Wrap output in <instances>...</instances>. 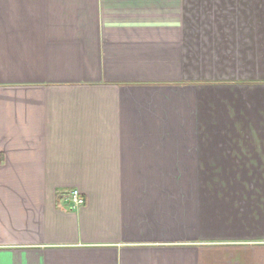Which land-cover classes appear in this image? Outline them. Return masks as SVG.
<instances>
[{"label":"crops","instance_id":"obj_1","mask_svg":"<svg viewBox=\"0 0 264 264\" xmlns=\"http://www.w3.org/2000/svg\"><path fill=\"white\" fill-rule=\"evenodd\" d=\"M0 264H264V0H0Z\"/></svg>","mask_w":264,"mask_h":264},{"label":"built area","instance_id":"obj_2","mask_svg":"<svg viewBox=\"0 0 264 264\" xmlns=\"http://www.w3.org/2000/svg\"><path fill=\"white\" fill-rule=\"evenodd\" d=\"M66 199L71 203L72 207L82 206L85 203V199L78 189H71L66 194Z\"/></svg>","mask_w":264,"mask_h":264}]
</instances>
